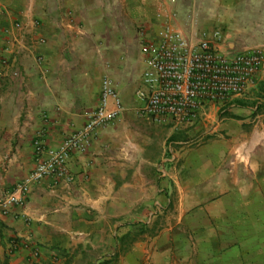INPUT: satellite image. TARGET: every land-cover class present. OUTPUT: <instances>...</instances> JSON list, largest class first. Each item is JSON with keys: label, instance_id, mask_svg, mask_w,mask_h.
<instances>
[{"label": "crops", "instance_id": "0c3cea01", "mask_svg": "<svg viewBox=\"0 0 264 264\" xmlns=\"http://www.w3.org/2000/svg\"><path fill=\"white\" fill-rule=\"evenodd\" d=\"M188 2L0 0V199L34 169L37 139L57 147L85 123L104 76L123 105L85 151L69 155L71 180L45 177L22 203L0 207V264H246L262 254L264 67L243 95L206 111L238 108L217 122L229 139L152 149L137 125L154 123L136 113L143 45L159 39L174 10L188 32ZM222 37L219 48L240 49ZM255 86L262 97L250 104ZM205 115L154 124H194L196 134ZM168 134L163 143H182ZM171 196L178 218L156 226L151 214L166 212Z\"/></svg>", "mask_w": 264, "mask_h": 264}, {"label": "built area", "instance_id": "2783aa9c", "mask_svg": "<svg viewBox=\"0 0 264 264\" xmlns=\"http://www.w3.org/2000/svg\"><path fill=\"white\" fill-rule=\"evenodd\" d=\"M177 18L174 11L167 14L159 39L143 45L146 54L142 71L144 88L136 93L141 103L136 113L157 124L194 123L207 113L208 107L243 95L254 85L264 67L262 49L223 50L217 46L223 38L218 30L210 35L205 31L198 35L188 33L176 24ZM122 111V101L113 80L104 76L99 101L87 113L85 123L66 135L57 147H46L37 139L34 169L0 199V207L5 209L22 203L20 194L45 177L71 180L67 167L69 155L85 151L100 129Z\"/></svg>", "mask_w": 264, "mask_h": 264}, {"label": "rangeland", "instance_id": "374dc122", "mask_svg": "<svg viewBox=\"0 0 264 264\" xmlns=\"http://www.w3.org/2000/svg\"><path fill=\"white\" fill-rule=\"evenodd\" d=\"M187 2L186 7L188 9L184 12L183 18L185 20L184 24L187 23L188 25L186 30L188 29L189 33L198 35L202 31L212 33L218 30L225 36L226 42L237 41L240 44V49L236 51L250 47H258L264 51V0H187ZM260 91L261 87L259 88V86L251 88L248 94L252 99L249 98L246 101L248 103L259 101L262 97ZM223 108H220L219 111L215 108L207 112V115L203 116L205 125L196 134H189L195 126L194 124L186 127H173L172 125H155L151 121L146 122L145 120L146 123L140 122L137 125H143L154 138L152 149L163 145L166 150L170 148L173 152L174 149L180 152L183 148L190 149L208 140H226L230 138L227 130H223L217 122L221 118H227L228 113L234 112L236 114L239 111L236 106L226 107L224 110ZM169 132L175 133L177 141L182 143H163ZM175 201L176 197L171 196V204L167 206L166 212H163V214L157 212L155 217H153L154 213L151 214V219L157 221L156 226L164 223L162 218H165V216L167 217V225L174 226L178 218V212L174 210ZM148 232V234H152L154 230L151 229ZM246 264H264V247L262 248V254L258 255L257 259L247 260Z\"/></svg>", "mask_w": 264, "mask_h": 264}]
</instances>
